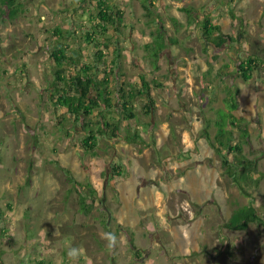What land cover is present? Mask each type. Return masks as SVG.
<instances>
[{"label": "rangeland", "instance_id": "374dc122", "mask_svg": "<svg viewBox=\"0 0 264 264\" xmlns=\"http://www.w3.org/2000/svg\"><path fill=\"white\" fill-rule=\"evenodd\" d=\"M19 1L13 18L0 3V205L8 228L0 233V264H264V222L246 231L227 227L250 201L264 221V175L245 195L210 144L215 126L205 133L227 87H238L236 111L250 131L244 152L264 173V0H156L150 16L142 0H111L124 14L110 29L118 41L106 58L117 59L116 71L130 85L145 76L155 106L146 115L145 100H136L137 117L122 120L117 138L98 125L89 151L80 122L46 91L56 67L49 56L55 26L70 29L63 41L81 44L85 61L94 58V46L70 23L76 3ZM206 17L232 40L206 42ZM158 26L177 42L166 37L155 69L144 45ZM249 55L259 62L246 81L236 71ZM126 123L148 144L127 142ZM88 183L97 198L85 214L79 201ZM107 232L117 237L111 247ZM71 247L80 250L76 260L67 256Z\"/></svg>", "mask_w": 264, "mask_h": 264}, {"label": "trees", "instance_id": "16d2710c", "mask_svg": "<svg viewBox=\"0 0 264 264\" xmlns=\"http://www.w3.org/2000/svg\"><path fill=\"white\" fill-rule=\"evenodd\" d=\"M74 2L76 4L73 5V9L70 7L72 12L70 23L74 25L75 30L80 29L83 32L87 43L94 46L95 55L92 61H85L81 44L78 48H72L70 44L63 41L65 33L70 32V29L55 26L52 33L57 40L49 56L56 67L46 91L53 104L56 107H62L69 114L68 117L73 119V124L80 122L86 134L81 144L89 151L97 145L96 127L98 125L117 138L122 130V120L137 117L136 108L138 107L133 105L136 100H145L141 108L146 115L152 113L155 102L151 95V84L145 76H141V84L130 85L126 82L124 75L116 71L119 63L117 59L109 61L106 58L105 50L109 48L112 41H118L109 34L110 29L117 30L121 26L124 10L111 0H74ZM0 3L8 8V16L11 18L22 11V3L19 0H0ZM142 3L146 14L152 15L156 8V0H142ZM184 10L188 12V8ZM230 13L232 18H236L234 9H231ZM216 32L218 35L215 36ZM151 34L153 41L146 43L144 47L154 68L158 69L166 37L173 42L177 40L164 35L161 26H158ZM202 34L206 42H211L216 47H221L227 41L232 40V36L222 33L220 25L214 24L209 17L203 21ZM258 62L257 56L249 55L242 60L236 72L241 73L243 79L247 81L253 76ZM224 66L227 68L228 65ZM157 85L161 86L162 83H157ZM113 86L117 87L116 92ZM237 92L238 87L236 89L227 87L223 100L224 107L215 109L216 115L207 121L205 133L209 135L208 129L215 126L216 133L213 138L210 137L211 146L222 156L227 176L245 195L251 196L249 188L258 186L264 173L259 168L257 158L249 157L244 152L245 145L250 140V131L244 117L236 111L240 106ZM117 112L120 113L118 117L110 115ZM89 117L91 120L87 119ZM147 125L150 124L147 123L146 127ZM124 128L126 129L124 137L127 142L148 144L139 129L133 131L129 123H126ZM66 134H69V131ZM119 168V166L114 168V175L120 174ZM86 188L87 191H84L83 197H80L79 206L82 212L89 214L94 207L93 204L96 203L97 190L92 183H88ZM8 207V209L11 208L10 203ZM5 222L6 211L0 205V233L2 234L8 231ZM256 222L263 223L264 221L257 215L250 201L248 205L239 208L227 227L233 231H246ZM103 224L106 223L103 221ZM32 264L49 263L45 259H38Z\"/></svg>", "mask_w": 264, "mask_h": 264}, {"label": "clouds", "instance_id": "9594fccd", "mask_svg": "<svg viewBox=\"0 0 264 264\" xmlns=\"http://www.w3.org/2000/svg\"><path fill=\"white\" fill-rule=\"evenodd\" d=\"M104 238L108 242V246L111 247L117 242V237L114 233L112 232H107L104 234ZM67 256L73 260H76L80 256V250L77 247H71L67 251Z\"/></svg>", "mask_w": 264, "mask_h": 264}, {"label": "crops", "instance_id": "0c3cea01", "mask_svg": "<svg viewBox=\"0 0 264 264\" xmlns=\"http://www.w3.org/2000/svg\"><path fill=\"white\" fill-rule=\"evenodd\" d=\"M187 8V7H186Z\"/></svg>", "mask_w": 264, "mask_h": 264}]
</instances>
